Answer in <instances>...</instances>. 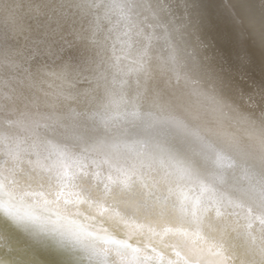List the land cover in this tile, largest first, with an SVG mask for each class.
Masks as SVG:
<instances>
[{
  "label": "clouds",
  "instance_id": "1",
  "mask_svg": "<svg viewBox=\"0 0 264 264\" xmlns=\"http://www.w3.org/2000/svg\"><path fill=\"white\" fill-rule=\"evenodd\" d=\"M0 264H264V0H0Z\"/></svg>",
  "mask_w": 264,
  "mask_h": 264
}]
</instances>
